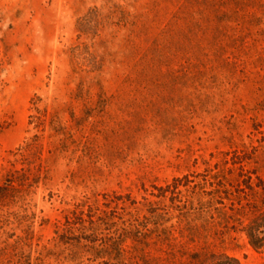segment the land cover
Returning a JSON list of instances; mask_svg holds the SVG:
<instances>
[{
  "label": "rangeland",
  "instance_id": "rangeland-1",
  "mask_svg": "<svg viewBox=\"0 0 264 264\" xmlns=\"http://www.w3.org/2000/svg\"><path fill=\"white\" fill-rule=\"evenodd\" d=\"M0 52V185L17 181L0 264H96L55 230L113 193L172 226L175 240L138 246L147 264H264L242 234L205 226L192 189L226 154L264 156V0H0Z\"/></svg>",
  "mask_w": 264,
  "mask_h": 264
},
{
  "label": "trees",
  "instance_id": "trees-1",
  "mask_svg": "<svg viewBox=\"0 0 264 264\" xmlns=\"http://www.w3.org/2000/svg\"><path fill=\"white\" fill-rule=\"evenodd\" d=\"M2 62L0 52V73ZM257 151V148H252L250 153L234 151L229 158L226 154L221 160L222 166L216 164L217 170L202 175V182H193L192 189L200 190L206 197L198 200L197 211L204 218L206 227L213 224L238 232L254 251L262 253L264 156L259 159ZM16 182L10 178L5 179V183L0 185V200L6 198ZM191 182L186 176L182 179L175 178L165 187H155L158 190L156 197H165L167 192L171 194V198L175 195L177 197L179 187L189 186ZM134 204L135 201L129 196L115 193L104 195L101 200L97 199L92 204H77L64 216V221L56 227L55 234L61 242L81 248L88 255L87 259L96 264H147L144 252L137 253L138 246H148L153 234L165 241L175 240V237L172 226H164V214L157 211L160 210L158 207L151 205L148 208L149 215L140 217L138 213L131 214L128 211ZM127 241H131L133 245L128 246ZM195 259L198 261V257ZM199 261L202 264H240L237 258L225 253L208 254Z\"/></svg>",
  "mask_w": 264,
  "mask_h": 264
}]
</instances>
